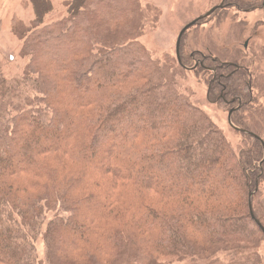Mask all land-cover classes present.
I'll return each mask as SVG.
<instances>
[{
  "label": "trees",
  "instance_id": "1",
  "mask_svg": "<svg viewBox=\"0 0 264 264\" xmlns=\"http://www.w3.org/2000/svg\"><path fill=\"white\" fill-rule=\"evenodd\" d=\"M31 1L33 24L17 28L27 36L29 69L7 79L0 68V264H35L33 241L49 213L48 264L204 254L188 229L204 232L207 244L243 243L251 232L264 240L253 220L264 228L253 207L263 149L237 122L251 103L247 80L231 81L240 68L202 62L215 69L212 85L232 106L231 124L254 142L236 155L175 91L172 69L137 42L147 20L138 0H70L66 17L43 28L50 1ZM187 61L179 54L178 67ZM124 83L132 88L118 90ZM67 162L78 167L65 173ZM151 190L170 211L146 205L142 192ZM209 201L215 210L205 209ZM91 236L98 242L88 248Z\"/></svg>",
  "mask_w": 264,
  "mask_h": 264
},
{
  "label": "rangeland",
  "instance_id": "2",
  "mask_svg": "<svg viewBox=\"0 0 264 264\" xmlns=\"http://www.w3.org/2000/svg\"><path fill=\"white\" fill-rule=\"evenodd\" d=\"M49 1L50 11L44 16L40 28L66 17V4L70 0ZM138 3L147 20L137 42L152 61L172 69L170 74L175 91L208 118L236 155L251 150L254 142L228 125V113L232 106L219 100L221 89L212 85L215 69L210 68V61L205 63V66L208 65L206 67L202 62L209 58L223 65L234 64L237 69L240 68L231 81H237L240 76L247 80L251 103L236 115L237 122L245 125L264 144V0H138ZM217 6L221 8L204 17ZM34 18L31 0H0V68L7 79L20 76L29 69L31 62L27 56V36L17 28L28 29ZM194 21L196 23L181 37L179 54L188 60L187 66L181 70L176 59V41L181 30ZM120 88L128 91L132 84L124 83L118 90ZM61 166L63 170L65 168V173L78 167L68 162ZM263 194L264 176L258 181V191L253 196L254 210L264 223V211L260 206ZM141 198L147 202L146 205L148 201L153 202L158 212L166 208L170 211L172 207V203L166 205L152 190L143 191ZM216 206L213 201H209L205 209L213 211ZM229 207L237 211L239 205ZM53 216V213L46 214V222L40 226V233L33 241L35 264H48L43 234L47 220ZM124 217L127 219L126 215ZM104 224L111 225L109 222ZM186 232L190 242L205 249L204 254H177L158 258L155 253L146 251L144 261L129 264H264V240L256 232H251L246 242L226 245L207 244L204 232L201 235L191 229ZM97 242L91 236L88 248L94 247Z\"/></svg>",
  "mask_w": 264,
  "mask_h": 264
},
{
  "label": "water",
  "instance_id": "3",
  "mask_svg": "<svg viewBox=\"0 0 264 264\" xmlns=\"http://www.w3.org/2000/svg\"><path fill=\"white\" fill-rule=\"evenodd\" d=\"M219 8H221V6H217V7L212 8V9H211V10H210V11H209L204 17H207V16L211 15L215 10H217V9H219ZM195 23H196V22L194 21V22H192L191 24H189V25H187L186 27H184V28L181 30V32L179 33V35H178V38H177V41H176V47H175V50H176V59H177V62H178L179 64H180V62H179V46H180L181 37H182V35L184 34V32H185L187 29H189L191 26H193ZM231 113H232V110L228 113L227 123H228V125H229L233 130L239 132L240 130L236 129V128L231 124V122H230V116H231ZM253 137H254L255 139H257V140L260 142V144H261V146H262V149H263V155H264V144H263V142H262L259 138H257L256 136L253 135ZM262 161H264V157H263V160H262ZM253 194H254V192H253V193H250V194H249V197H248V205H249L250 214H251V217H252V218H253V216H252V211H251V198H252ZM253 220H254L256 226L259 228V230L261 231V233H262L263 236H264V228L260 225V223H259L257 220H255L254 218H253Z\"/></svg>",
  "mask_w": 264,
  "mask_h": 264
},
{
  "label": "crops",
  "instance_id": "4",
  "mask_svg": "<svg viewBox=\"0 0 264 264\" xmlns=\"http://www.w3.org/2000/svg\"><path fill=\"white\" fill-rule=\"evenodd\" d=\"M260 206H261L262 210L264 211V194L260 198Z\"/></svg>",
  "mask_w": 264,
  "mask_h": 264
},
{
  "label": "flooded vegetation",
  "instance_id": "5",
  "mask_svg": "<svg viewBox=\"0 0 264 264\" xmlns=\"http://www.w3.org/2000/svg\"><path fill=\"white\" fill-rule=\"evenodd\" d=\"M199 64H201V63H199ZM230 112V111H229Z\"/></svg>",
  "mask_w": 264,
  "mask_h": 264
}]
</instances>
